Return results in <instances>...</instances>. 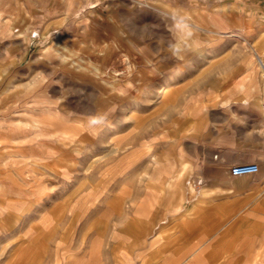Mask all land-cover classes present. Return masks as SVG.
Wrapping results in <instances>:
<instances>
[{"label": "rangeland", "instance_id": "obj_1", "mask_svg": "<svg viewBox=\"0 0 264 264\" xmlns=\"http://www.w3.org/2000/svg\"><path fill=\"white\" fill-rule=\"evenodd\" d=\"M70 1L0 0V264H264V0Z\"/></svg>", "mask_w": 264, "mask_h": 264}, {"label": "crops", "instance_id": "obj_2", "mask_svg": "<svg viewBox=\"0 0 264 264\" xmlns=\"http://www.w3.org/2000/svg\"><path fill=\"white\" fill-rule=\"evenodd\" d=\"M53 1H55V0H53ZM57 1V0H56ZM69 2H70V5L72 6V2L69 0ZM52 6H50V8H51ZM29 45H31V41H30V44ZM170 82V81H169ZM263 102L264 101H262L261 103H258V102H254V103H252V105H251V107L254 109V111L256 112V118H257V120L259 121V122H261V123H263L264 124V122L262 121V119H264V109H263ZM259 163V166H260V172L259 173H261V171L264 169V159H260L259 161H258ZM224 169V168H223ZM220 174H219V177H220V179L225 183V184H232V185H234V186H237V187H239L237 184H235L236 182H238V181H240L239 179H246L247 177H249V176H245V177H233L231 174H230V172L228 173V171L227 170H225V171H220L219 172ZM259 173L257 174V175H259ZM181 176V175H180ZM176 176H174V178H175ZM179 181L180 180H178L177 181V183H176V185H178L179 184ZM262 188H264V180H263V182H262ZM221 189L222 188H216L215 190H220V192H221ZM245 194H247V195H253V194H255V193H257L256 191H252V190H247L246 192H244ZM258 205H259V208H261V209H264V195L260 198V201H259V203H258ZM178 208H177V213H180L181 211H182V206H177Z\"/></svg>", "mask_w": 264, "mask_h": 264}, {"label": "built area", "instance_id": "obj_3", "mask_svg": "<svg viewBox=\"0 0 264 264\" xmlns=\"http://www.w3.org/2000/svg\"><path fill=\"white\" fill-rule=\"evenodd\" d=\"M263 75H264V62L262 63ZM264 107V103H263ZM260 172V166L258 163H241L236 164L230 169V174L233 177H245V176H254Z\"/></svg>", "mask_w": 264, "mask_h": 264}, {"label": "bare ground", "instance_id": "obj_4", "mask_svg": "<svg viewBox=\"0 0 264 264\" xmlns=\"http://www.w3.org/2000/svg\"><path fill=\"white\" fill-rule=\"evenodd\" d=\"M171 90H172V86H171V84H169L167 87L161 89V91L158 94H159V96H161L162 99H165L169 95V93L171 92ZM263 109H264V107H263ZM184 169H186V166H184Z\"/></svg>", "mask_w": 264, "mask_h": 264}, {"label": "clouds", "instance_id": "obj_5", "mask_svg": "<svg viewBox=\"0 0 264 264\" xmlns=\"http://www.w3.org/2000/svg\"><path fill=\"white\" fill-rule=\"evenodd\" d=\"M97 123H98V120L96 118H93V119L90 120V124L91 125H95Z\"/></svg>", "mask_w": 264, "mask_h": 264}]
</instances>
